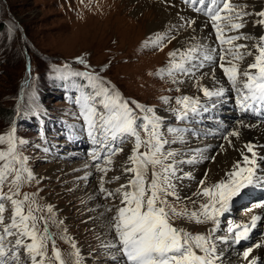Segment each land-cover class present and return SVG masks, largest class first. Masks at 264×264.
Masks as SVG:
<instances>
[{
    "label": "rangeland",
    "instance_id": "1",
    "mask_svg": "<svg viewBox=\"0 0 264 264\" xmlns=\"http://www.w3.org/2000/svg\"><path fill=\"white\" fill-rule=\"evenodd\" d=\"M124 1L0 0V135L15 128L17 140L25 141L20 146V151L27 157L26 167L35 179L21 188V198L25 193H35L42 207L51 206L49 231L55 238L56 247L63 251L65 264H77V252L79 264H115L110 259L113 250L105 246L103 248L99 241L102 230L108 228L104 227V224L120 205V200L118 196L114 200L105 199L104 194L98 190L102 173L95 167L94 171L90 172L91 169L85 166L86 163L79 160L80 156H89L94 146L88 138L82 118L76 115L75 110L64 100L74 88H79L83 94L91 90L92 82L87 80L86 76H98L104 86L114 89L123 100L132 103L138 118L148 115L159 120L162 134L170 142L167 149L177 153L176 166L193 162L190 161L192 159L185 162V158H179V149L175 147L179 143L183 123L179 119L174 123L167 116H161L163 113L161 114L160 109H165L170 103H176L185 96L199 98V101L206 97L200 90L197 97L192 94L194 87L187 79L189 76L178 71L174 76L168 74L169 54L178 49L179 42L174 39L171 42L164 40L162 50L160 46H156L154 37L159 31L151 34L147 29L149 24L158 25L161 21L148 17L141 21L137 19L140 24L136 22L137 14L134 8H139L143 3L156 4L158 0H128L125 4ZM180 2L182 4L183 0ZM234 2L245 4L247 7L244 10L253 13L246 18L247 28L241 31L253 36L264 33V27L253 26V21L257 19L254 14L264 11V0ZM189 11L195 15V12ZM199 20H205V17H196L193 29H196ZM209 28L211 30L210 26ZM79 59H83L85 64L78 63ZM251 60L252 58L248 57L240 65L241 70L246 68ZM211 65L217 67L216 64L207 62L201 71ZM217 70L220 71L219 68ZM76 73L84 75H75ZM225 95L226 93L223 96ZM213 99L218 97L213 96ZM226 102H231V98ZM137 104L144 109H151L152 112H141L136 109ZM215 104L218 103L214 101L213 105ZM15 109L18 110V115L9 117L10 111ZM52 112L66 113V119L62 120L54 115L49 117L47 122V116ZM228 112L227 110L226 114ZM172 116L173 114L169 118ZM35 119L47 122L44 135L38 121L36 128H31ZM228 126L230 131V124ZM169 129L173 131L169 132ZM189 131L184 126L182 134L192 137ZM195 135L197 136V133ZM242 135L244 142L257 139L249 133ZM227 137L228 132L221 140H226ZM131 144L128 142L120 145L123 151L112 157L113 163L108 165L111 170L105 180L116 176L121 179L106 183V189L114 191L125 183L122 166L131 154ZM0 148H6V145ZM143 151L141 148V152ZM77 164L80 168L72 170ZM54 166H57V170H52ZM257 167L260 168V164ZM77 171L86 172L87 175L77 177ZM181 171L182 169H177V174ZM261 171L262 169L257 170L259 173ZM191 172V178L188 177L190 184L198 191L200 180L197 179V172ZM81 182L84 184L80 187L78 184ZM214 182L211 181L207 186L216 183ZM200 199H203L202 202L195 199V205H186L183 201L175 202L172 197L169 198L178 212L186 207L189 213L190 208L194 206L197 209L198 204L206 201V198ZM99 204L102 205L100 210ZM249 204V201L245 202L239 212H244ZM108 208L113 211L106 212ZM228 212L227 210L224 213L225 218H229ZM93 214L97 215V220L102 224L93 222ZM5 215L9 216L10 211ZM43 215L49 216L47 212ZM218 219L220 220V217ZM174 223H186V226L182 227H190L189 232L195 233L198 230L197 233L203 234L210 233L211 228L215 226L212 221L203 224L194 222V225H191L187 218L175 219ZM218 228L223 230L221 223ZM257 234L249 246L262 243L264 247V224L259 227ZM73 243L75 248L72 247ZM48 254H52L51 241L48 243Z\"/></svg>",
    "mask_w": 264,
    "mask_h": 264
},
{
    "label": "snow or ice",
    "instance_id": "2",
    "mask_svg": "<svg viewBox=\"0 0 264 264\" xmlns=\"http://www.w3.org/2000/svg\"><path fill=\"white\" fill-rule=\"evenodd\" d=\"M183 3L205 17L203 26L211 27L214 43L206 47L193 36L194 43L190 47L169 54L168 74L174 76L178 71L195 78L197 72L204 75L201 70L205 63L216 64L223 74L221 79H226L229 90L236 93V103L241 110L264 116V33L253 36L241 31L246 27V18L253 13L244 10L247 7L245 4L235 3L234 0H183ZM254 15L257 19L253 21V26L264 27V11ZM195 22L194 18L186 21L187 27H192ZM174 38L158 36L156 46L162 50L163 41L171 42ZM248 57L252 58L251 62L241 70L240 65ZM78 63L85 64V61L79 59ZM211 75L217 84H221V79L216 77V68L212 69ZM85 78L92 82L91 90L82 94L76 103L80 106V117L94 146V166L102 173L98 190L105 199L114 200L118 196L120 200V205L108 220L109 230L114 233L113 239L104 245L115 249L113 259L117 264H215L216 248L211 234L216 228H212L208 236L193 235L183 227L175 226L174 220L187 218L197 224L212 221L218 226V218L244 189L257 183L264 186L261 179L264 173H257L254 146L250 143L244 145L251 157L239 150L242 160H238L232 170L225 174L226 179L205 186V174L199 182V190L194 193L197 198H206V202L200 203L199 211L189 213L185 207L178 212L173 201L191 198H182L176 190L174 180L182 178L177 176L175 167L177 153L167 149L170 142L164 138L159 120L148 115L138 118L129 102L123 100L114 89L104 86L98 76ZM197 86L209 98L221 97L226 91L222 84L215 91L199 84ZM176 103L181 106L179 119L183 120L198 110L200 101L199 98L185 96ZM136 109L144 113L152 112L138 104ZM15 132L16 129L12 128L0 135V146L6 145V148H0V264H65L49 231L51 206L42 207L35 193H25L21 198V188L35 177L26 167L27 157L20 151L25 141L17 140ZM231 135L238 137L239 133L233 131ZM128 142L133 144V148L123 168L126 182L110 191L105 188V183L120 180L121 177L106 181L105 177L111 170L108 165L113 163L112 157L123 151L120 145ZM191 202L196 204L195 199ZM9 211L10 215L6 216L5 213ZM105 211L111 212L113 209ZM45 212L49 216L43 215ZM260 219V216L254 215L250 223L231 225L229 234L233 242L239 244L247 239L249 230L254 229ZM49 241L52 243L51 256L48 254ZM72 247L75 248L74 243ZM197 250L203 255L198 254ZM251 252L249 248L243 253L245 259L249 258ZM76 256L79 264L78 252ZM249 264H256V260L251 259Z\"/></svg>",
    "mask_w": 264,
    "mask_h": 264
},
{
    "label": "bare ground",
    "instance_id": "3",
    "mask_svg": "<svg viewBox=\"0 0 264 264\" xmlns=\"http://www.w3.org/2000/svg\"><path fill=\"white\" fill-rule=\"evenodd\" d=\"M127 1L128 0H125L124 4ZM180 1L181 0H158L156 4H152V3L144 4L143 3L142 5H140L139 8H134V12L135 14H137V16L135 15L136 16L135 19L136 20L140 19L141 21L142 19L144 20V18L147 19L148 17L150 18L155 17L158 20H160L161 22L158 25L149 24L148 29H147L148 32L153 34L156 30L159 31V34H156L154 37L155 40L158 36L175 37L174 41L176 42L177 40L179 42L177 43L178 49H185V48L190 47L191 44L194 43V41L192 40L193 36L206 47L212 46L214 43V36H213L214 34L211 32L209 27L203 26L204 20H199L200 22L196 24L195 32L193 31L194 24L192 25V27H187L186 21L191 20L193 18L195 19L196 17H201V15L197 13H195V15L192 14L189 11L191 10V8H189L184 3L181 4ZM169 21H172V22H169ZM136 22L140 24L139 20H137ZM213 68H216V77L218 79H221L223 74H220L219 72H217L218 67H214L212 65L209 68L202 71L204 73L203 76H201L200 72H197L195 78H193L192 76L187 77V79H189V81H191L193 84L192 87H194V93L192 94H196L195 97H197L199 94V88L197 84H199L200 87H207L213 91H215V89L220 87L222 84L225 87L226 91L231 92V90H229V86L226 82V79H221V84H217L212 79L211 72ZM232 93H233V96H232L233 99H231V102L229 103L226 102L227 100L226 98H220L218 100H213L211 98L206 97L203 101H200L198 110L194 114L190 113V115L193 117V120L190 119L189 117L185 119L186 122L189 124V125H185V127L190 130L189 131L190 136H192L194 139L193 140L192 137H189V136L185 137L186 135L182 134L183 140L188 141L187 144L190 148L189 153L186 154V156L194 157L197 163L189 167L193 171L197 172L196 176L198 179L204 178L205 174H207L205 186L211 181L218 182L223 177L226 178L225 174L232 170L233 165L238 160H242L239 150H243L245 154L251 157L252 154L247 152V150L244 148V145L249 144V143L250 144L256 143L252 145L254 146V151L257 153V157H256L257 165L260 164L261 166L260 168L257 167V170L262 169L260 173L259 172L257 173L258 175L264 173V116H257V115L251 114L250 112L242 111L240 106L236 103V99H237L236 93L234 91H232ZM214 101L218 104L213 105ZM206 110H209V111H206ZM227 110L229 111L227 113L228 115L226 114ZM196 115L199 118H197ZM161 116H165V113H163V115ZM229 124L231 127L230 131H228ZM233 131L238 132L239 136L238 137L232 136L231 133ZM227 132H228L227 139L221 140L226 137ZM196 133H197V136L195 135ZM244 133H249L253 135L254 137H257V139L255 138L256 140L251 141V142H244L242 139V136H243L242 134ZM229 141H231V143H229ZM190 161H193V160H190ZM125 163L123 164L122 168H124ZM52 168H53L52 170L54 169L57 170V166H54ZM76 168H80V165L79 164L74 165L72 170H76ZM77 172H78L76 173L77 177H80L82 175L84 176L86 174V172H82V171H77ZM185 176H186L185 174L181 175L180 177L182 178L175 179L174 182L177 185V192L180 194L182 198L183 197L191 198V199L182 200V201L186 203V205H193L191 200L196 199L200 202L203 199L197 198L194 195V193L197 192L196 188L194 187V185L190 184V182H185L186 180ZM261 179L264 180V175L261 176ZM124 182H126V177H125ZM83 184L84 182H81L78 185L81 187V185ZM248 201L250 202V204L246 206L244 212L242 211L239 212L240 208H242L245 202L247 203ZM87 202L89 203L90 200ZM261 205H264V186H261L260 183H257L254 186H249L248 188L244 189L242 194L238 197H235L233 201L230 203V206L228 208L229 212L227 215L233 221L232 225H235L238 223L239 224L250 223V220L252 216L254 215L260 216L261 218L257 222V226L254 229L249 230L247 239L241 240V243L239 244L234 243V244H229L227 246L228 252L230 253L235 254L237 251H239V254L236 255V257H233V259L230 261V264H249V261L253 258L256 260V264L261 263L262 258L264 257V247L262 243H258L260 247L249 246L250 242L253 240L255 235H258L257 231H259V227L262 224H264V206H261ZM101 206L102 205L99 204V207H98L99 210ZM193 207L191 209H193ZM89 216L90 215H88V217ZM96 216L97 215L93 214V222L95 224H97V222L99 224H102L100 220H97ZM106 222L107 223L104 224V227H108V221ZM223 225L224 224L221 223V228ZM96 229H97V226H96ZM100 234H101V239L99 243H100V246L104 248V245L112 241L111 232L109 230V227L102 230ZM221 240L223 242L227 241L224 238H222ZM249 248L252 249V252L250 253L249 258L245 259L243 253L247 251Z\"/></svg>",
    "mask_w": 264,
    "mask_h": 264
},
{
    "label": "trees",
    "instance_id": "4",
    "mask_svg": "<svg viewBox=\"0 0 264 264\" xmlns=\"http://www.w3.org/2000/svg\"><path fill=\"white\" fill-rule=\"evenodd\" d=\"M8 116L9 117H15L16 116V109L15 110H11L10 114Z\"/></svg>",
    "mask_w": 264,
    "mask_h": 264
}]
</instances>
